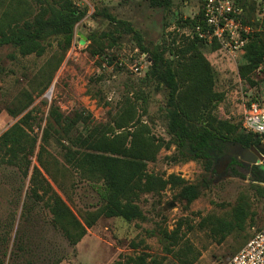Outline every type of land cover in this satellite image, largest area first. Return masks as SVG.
<instances>
[{
  "label": "rangeland",
  "instance_id": "rangeland-1",
  "mask_svg": "<svg viewBox=\"0 0 264 264\" xmlns=\"http://www.w3.org/2000/svg\"><path fill=\"white\" fill-rule=\"evenodd\" d=\"M30 1L34 8H38L36 0ZM73 1L86 13L74 25L71 46L53 72L50 83L47 82L48 69L43 71L42 68L49 58L59 53L55 40L50 42L42 56H21L11 47L0 48V133L32 108V122L40 123L41 128L35 126L31 134L38 137L39 144L50 104L57 105L66 115L84 109L90 113L92 120L100 123L109 120L125 95L143 92L147 97V111L144 114L145 106H139V115L149 125L152 135L169 139L164 117L167 91L157 89L155 83L141 81L149 66H145L140 74L130 69L139 55L135 48L147 56L148 52L142 51L131 35L114 32L110 19L103 12L130 21L140 32L145 46L151 47L155 42H169L175 38L177 44L187 38L189 28L179 26L177 20L196 15L201 3L196 0H171L169 6L161 7L151 5L150 0ZM257 1L254 0L255 15ZM254 21L252 18L251 22ZM262 32L264 37V30ZM91 34L97 43L103 44V51L99 54L92 55L88 47L90 40L87 39ZM212 45L206 44L204 55L205 52H212ZM215 50L209 56V62L216 72L215 89L224 93L223 100L217 104L216 114L220 119L241 124L244 104L256 96L259 100L264 98V73L261 71L264 63L262 69L256 70L253 75L257 83L250 85L238 72L244 51L230 55L220 46ZM11 54H15V57H11ZM110 57L111 63L108 62ZM89 87L92 94L87 92ZM25 92L32 95V104L18 116L12 117L6 108H16L25 100ZM47 149L59 157L60 148L53 139ZM37 152L38 146L35 154ZM35 154L31 158L32 165L37 164ZM175 157L179 158L175 144L168 149L163 147L155 160L147 163L146 170L163 178L174 174L189 184L201 185L200 194L191 203L187 205L185 201L177 199L178 188L170 185L159 193H144L137 201L144 212V220L100 217L73 247L52 226L51 214L44 203L29 197V175L24 177L16 166L0 163V256L4 264H110L141 252L161 259L163 264H181L173 254L163 251L159 237L154 233L177 226L180 228V243L174 249L186 251V245L194 249L196 259L192 264H219L225 261L242 248L255 232L264 229V194L253 188V185L264 187V180L244 169H239L245 173L244 176L234 175L233 167L229 173L222 163L215 170L206 171L204 160L193 159L188 151L183 159L174 160ZM213 164L214 161L212 167ZM77 185L74 189L69 187L73 199L70 206L76 215L101 202L94 189L84 183ZM60 195L64 197L62 193ZM240 198L247 200L249 205L243 229L233 231L220 240L219 233H212L209 228L200 225L201 218L208 214L229 218L230 210Z\"/></svg>",
  "mask_w": 264,
  "mask_h": 264
},
{
  "label": "trees",
  "instance_id": "trees-1",
  "mask_svg": "<svg viewBox=\"0 0 264 264\" xmlns=\"http://www.w3.org/2000/svg\"><path fill=\"white\" fill-rule=\"evenodd\" d=\"M36 1L38 8H34L30 0L0 1V48L11 47L21 56H42L50 42L55 40L59 53L49 58L42 68L43 71L48 69L47 82L50 83L53 72L71 46L74 25L85 16L86 11L73 0ZM196 1L201 3L198 13L185 19L179 18V26L189 29L204 26V0ZM234 1L244 9L243 21L252 25L238 72L244 81L255 85L257 82L253 75L264 63V18L260 21L256 19L254 0ZM150 3L165 7L170 5L171 0H150ZM103 14L110 19L114 32L131 35L137 46L148 52L151 63L141 81L155 83L157 89L167 91L164 117L169 139L152 135L149 125L139 115V106H145L144 114L147 111V97L143 92L125 95L109 120L100 123L92 120L90 113L84 109L66 115L57 105L50 104L39 144L38 137L31 134L35 126L41 128L40 123L32 122V108L0 133V163L16 166L24 177L29 175V197L44 203L51 214L52 226L62 233L71 247L100 217L144 220V212L137 203L144 193H159L170 185L178 188L177 199L185 201L187 205L200 194L201 185L189 184L177 175L169 174L163 178L147 172V163L155 160L161 148L168 149L175 144L179 158L175 157L174 160L183 159L188 151L193 159H203L204 169L211 172L214 170L212 156L222 155L226 143H239L245 148L261 143L258 134L244 132L240 123L218 118L216 107L223 100L224 93L215 89L216 72L204 55L205 41L194 36L176 44L173 38L169 42H155L147 47L130 21L107 12ZM252 18L254 22H251ZM87 40H90L88 47L92 55L103 51V44L97 43L92 34ZM212 44V50L219 47L216 42ZM11 57H15V54H11ZM108 60L111 63L112 58ZM261 71L264 73V66ZM262 81L264 92V78ZM87 92L92 94L90 87ZM23 96L25 100L16 108H6L12 117L18 116L32 104L30 93L25 92ZM254 100L259 98L256 96ZM52 139L59 145V157L47 149ZM37 146L38 152L35 154ZM34 154L37 164L32 165ZM232 172L237 176L245 175L235 167ZM78 182L94 189L101 202L76 215L70 206L73 199L69 189L77 187ZM52 183L64 197L54 189ZM253 188L264 194L263 186L253 185ZM248 206L247 200L240 198L230 210L229 218L208 214L201 218L200 225L209 228L212 233H219L220 240H223L231 232L243 229ZM179 229L177 226L172 230L163 228L158 233L153 232L158 235L166 254H173L181 264H192L196 259L194 249L189 245H186V251L174 249L180 243ZM0 264H4L2 256ZM110 264H163V261L141 252Z\"/></svg>",
  "mask_w": 264,
  "mask_h": 264
},
{
  "label": "built area",
  "instance_id": "built-area-1",
  "mask_svg": "<svg viewBox=\"0 0 264 264\" xmlns=\"http://www.w3.org/2000/svg\"><path fill=\"white\" fill-rule=\"evenodd\" d=\"M257 2L256 19L260 21L264 18V0ZM243 14V7L234 0H204L202 3L204 26L197 25L194 29H188L186 36L188 38L197 36L206 44L216 42L220 49L230 55L243 52L248 34L252 31L251 25L243 21ZM135 51L139 55L133 60L130 69L140 74L151 62L146 53L140 52L138 48H135ZM261 69L262 65L257 70ZM240 125L244 132L258 134L261 143H264V98L251 99L244 104ZM261 155L264 157V154ZM255 164H262V158ZM219 264H264V229L255 232L242 248Z\"/></svg>",
  "mask_w": 264,
  "mask_h": 264
},
{
  "label": "flooded vegetation",
  "instance_id": "flooded-vegetation-1",
  "mask_svg": "<svg viewBox=\"0 0 264 264\" xmlns=\"http://www.w3.org/2000/svg\"><path fill=\"white\" fill-rule=\"evenodd\" d=\"M264 147V143L263 146ZM245 147L242 146L239 143L235 142H228L226 143V148L224 149V152L222 155H213V169L215 170V167L217 165H220L221 163L227 168L228 172L230 173V169L232 167H235L237 169H244L246 171H249L252 175H259V176H264V166H259V165H254V164H246L243 165L241 164L240 158L237 156L240 153L243 152V149Z\"/></svg>",
  "mask_w": 264,
  "mask_h": 264
},
{
  "label": "water",
  "instance_id": "water-1",
  "mask_svg": "<svg viewBox=\"0 0 264 264\" xmlns=\"http://www.w3.org/2000/svg\"><path fill=\"white\" fill-rule=\"evenodd\" d=\"M262 146H263V143H260L259 145L255 147L244 148L243 152L237 155L241 160V164L243 165L255 164L258 162L259 159L262 158V164H260L259 166H264V157H262L261 155V154H264V147ZM261 179L264 180V176H262Z\"/></svg>",
  "mask_w": 264,
  "mask_h": 264
},
{
  "label": "crops",
  "instance_id": "crops-1",
  "mask_svg": "<svg viewBox=\"0 0 264 264\" xmlns=\"http://www.w3.org/2000/svg\"><path fill=\"white\" fill-rule=\"evenodd\" d=\"M215 51L216 50H212V52H205V56L208 58V60H209V56H212Z\"/></svg>",
  "mask_w": 264,
  "mask_h": 264
}]
</instances>
